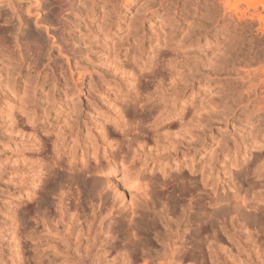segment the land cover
Wrapping results in <instances>:
<instances>
[{"label": "bare ground", "instance_id": "bare-ground-1", "mask_svg": "<svg viewBox=\"0 0 264 264\" xmlns=\"http://www.w3.org/2000/svg\"><path fill=\"white\" fill-rule=\"evenodd\" d=\"M1 1L12 2L11 4H13V0ZM78 1L77 4L83 5V0ZM51 2L53 6L50 12L55 16H61L68 9L66 6L69 5L70 0H51ZM88 2L87 10L84 12L87 13L85 18L86 30L93 32L91 37L93 36L97 40V52L100 53V57L103 60L110 58L109 64L115 73L114 78L110 80L100 79L98 83L92 84L88 82L86 84V86L88 85L91 88V91L92 89L97 91V95L95 94L94 98H98V100L92 99V93H90L89 89L87 94L83 95L84 98H82L80 94H75L72 90H70L71 92L68 91V86L70 85L67 83V86L64 83L61 87L62 92L59 95L57 94L58 97L55 100H50V98H53L52 96H50L49 100L46 96L44 97L46 101L48 100L47 103L46 101L43 102V105L46 103V106H44L47 108L43 107L40 111L36 104L32 107L31 104L33 103H29L28 106L32 108H27L28 110L25 114L27 116V124L34 117L40 119V122L42 121V131L45 133L44 141H50L55 156L52 158L53 163L51 162L52 164L49 165L51 170L55 168V165H60L59 162L65 155H67L65 162L67 161V165H71L66 171L64 170L66 174L73 172V166L76 165V162L80 164V167H83V170H87L90 161L93 162V174L95 177L92 176L94 178L91 181V187L93 190H98L96 194L98 202L92 204L88 212L83 211L81 214L76 212L77 210H70L65 198L66 192L62 190L56 193L53 210L48 211L49 213L47 212V214L45 213L39 221V230L37 232L46 237L45 241H38L37 243L34 237H31V240L33 244L39 247L34 253L35 256L43 255L47 259H55L62 263L134 264L132 257L136 249L132 243L119 244L117 241L115 242L116 238L114 240V233H111L114 231L112 230L114 229L112 228L113 224L111 226L112 221L115 220L114 216H112L115 213L113 211L114 207L117 208V213L122 220L130 221L132 218L136 219L137 215H140V211L144 212L145 209L154 206L152 205L154 200L150 201L149 198L150 193L153 191V188L150 187V182L142 184L141 173L145 167L150 166V171L158 170L162 176L169 174L171 169L177 172L184 167L188 169V166H190L189 169H192L194 154L189 156L190 161L188 164V148H197V146L200 147L203 144L199 149V155H204L214 143L213 137H210L207 143L204 141L205 137L193 134L188 136V102L194 105L196 95L193 90L188 92V86L191 85L193 88V86L197 85V90L201 87H206L202 83L203 78L198 77L200 74L198 70H201L199 66L188 69L189 50L209 45L210 42L217 43L220 38L232 41L229 44L230 48L223 51L221 57L215 59L209 66L203 67L204 72L206 71L208 74L216 73L217 75L223 73L226 78L228 76L231 79H228V81L230 80V87L227 90L225 89V91H228L232 87V91L230 90L232 93L228 91L231 95L227 93L229 97L225 104L228 105L226 108L230 107L229 112L233 113L236 107L239 110H244L246 105H252L254 107L253 110L259 116H261L262 111L264 112V0H153L151 3H149V0L148 2L143 0L139 5L140 9L142 8L143 10L140 13V21L145 20L148 23L149 33L143 34L141 38L138 36L139 32H141L139 29L143 30L141 26L145 25L143 24L144 22L134 24L133 28L126 26L127 31H129L127 28L134 30L133 34L131 33L132 36H129L131 38H128L126 45L123 46H121L120 42L121 45L115 43L114 36L121 34L120 32L124 30L126 21H134V19L132 21V16L129 14L133 5L137 4L139 0L136 3L133 0H88ZM44 3L45 0H33L31 8H27V10L29 9L32 12L33 7L35 8L34 11H36L41 5L47 8L50 2L48 3L47 0V5L43 6ZM40 11L42 10L37 12L39 13ZM37 12L36 14H38ZM46 15H41V19L42 17H47ZM106 17L110 19H107L105 24H101L102 18ZM130 23L128 22L127 25L133 24ZM253 25H255L254 33H252ZM64 28L65 25H60L59 31L62 32ZM45 29L47 30V28ZM201 29H204V31ZM29 41L28 44L25 43V52L27 53L28 49H31L29 45L31 43L35 45L36 52H40L38 40L31 37ZM135 43L138 45L136 49L138 55H136L135 49H132ZM201 43L203 44L201 45ZM163 48L168 52L169 56L163 59L162 67L164 70L161 75L155 76L156 74L152 71L151 66H154L155 61L161 57V49ZM1 50L14 51L3 33H0ZM67 56L65 60L69 65V70L72 71V63ZM123 58H131L134 62L137 59L139 62L142 61L136 69L141 72L140 76L137 74L138 71H135V67L125 65L122 61ZM23 61L21 60V63ZM146 74L153 75V87L151 90L148 88L147 90L145 87L146 91L145 89L140 91L138 82H141ZM81 76H74V79H78ZM207 83H209L208 79ZM52 86H54V83ZM71 86L75 88L78 85L75 83ZM6 93L10 100L18 101L9 86L6 87ZM82 101L85 104L84 108H81ZM230 102L234 106H231ZM138 106L143 109L141 110L144 113V118L140 121L145 122V126L142 125L143 127L139 124V121L134 123L137 120L136 117L133 116L135 118L134 121V118L132 120H130L131 118L128 119L127 112H125L127 109L135 110ZM67 109L71 110V112L67 111ZM249 113L252 112L250 111ZM224 123H229L228 117L224 119ZM33 124L32 122L29 125L32 126ZM257 124L255 125L257 126ZM110 125L115 131L117 130V133H120L123 141L128 143H126L127 150H125L127 151L125 152L127 156L123 153L122 146L114 143L116 138L112 136V130L110 131L109 129ZM35 126H32L28 132L26 131L29 129L26 131L17 129L19 126L14 129L16 130L15 140L19 139L25 141L26 144H33L29 148L35 150L33 151L34 154L39 151L42 140L35 132ZM252 131H254V128L250 129L249 127L248 136L246 137L243 128L239 129V138L233 139L234 144L230 143L231 145H227L223 149L219 162L223 164L229 158H232L229 166L242 165L245 162L244 156L248 154V151L259 144L258 136L252 135L254 133ZM144 132L151 134L150 138H148L153 141V146L144 138ZM50 133L51 135L53 134V139L48 138ZM131 133H133L134 138L132 141L130 139ZM129 134L131 135L128 138ZM238 139L241 140L239 141ZM15 148L19 150L21 146ZM116 149H118V152H116L118 157L113 159V153ZM33 153L23 154L22 161L31 163L33 160H38L39 157H34ZM122 153L123 155H120ZM128 155L130 160H132L131 163H129L130 160L126 159L127 157L129 158ZM141 158L142 163L136 167V162ZM102 159L105 161L102 162ZM261 162H259V166L261 165L264 168V163L260 164ZM118 166L121 168L118 169ZM92 167L91 169H93ZM38 171H41V169L39 168ZM119 171L121 172V185H118L119 183L115 182L116 180L113 181V176ZM254 171L256 172V170ZM101 172L103 173V179L98 175ZM209 174V172H205L201 175L203 184H211ZM215 178V182L211 186L212 194L210 197L207 196L208 201L207 197H202V200L204 202L207 201L206 204H208V208L204 211L206 214L210 213L208 220L211 224L210 228H208L214 232V235L211 233L214 239L210 238L206 241L204 264H264V235L258 232V227L256 228L252 225V221L258 218L261 211L259 212L256 208L253 210L251 207L248 208L249 206H246L245 200L240 202L246 203L245 206L242 205V208L227 205L226 207L210 211L213 207L222 203L228 204L231 199V197L226 198L225 195L219 197V177L216 176ZM112 183L114 184L112 187L113 191L108 193L106 187H109ZM32 184L21 186V190L18 188L19 194L22 193L24 197H29L35 190V186H32ZM124 186L135 191L130 193L132 190H125ZM200 195L202 196V193ZM245 196L247 197V195ZM253 196L255 195L253 194ZM108 198L112 200L113 209H109L110 211L108 210L103 215L101 210L107 204ZM247 198L246 201L248 200ZM199 199L201 200V198ZM199 199L198 201H200ZM259 202L262 203V200H259ZM172 205L164 202L162 206L158 207L160 209L157 220L161 226L155 233H157L158 238L157 246L160 247L154 248L156 252L152 249L156 253L155 255L150 254L154 256L151 258L153 261L150 259L151 263L153 262L152 264H181L182 255L180 256L179 253L189 243L187 223L193 209L188 210L187 206L179 207L181 209L176 213ZM194 206L198 207L195 204ZM222 211L226 213L221 216L218 215ZM182 224H184L183 227ZM137 246L139 247V245ZM143 249L147 250L146 248ZM145 250H142V252ZM152 250L151 253L153 252ZM134 258H137V256Z\"/></svg>", "mask_w": 264, "mask_h": 264}, {"label": "rangeland", "instance_id": "rangeland-1", "mask_svg": "<svg viewBox=\"0 0 264 264\" xmlns=\"http://www.w3.org/2000/svg\"><path fill=\"white\" fill-rule=\"evenodd\" d=\"M32 1L33 0H13V4H11L12 2L9 3L6 1L0 2V33L5 34L8 42L14 49V51H0V264H68L66 262H58L55 259L50 260L51 258L47 259L43 255L35 256L34 253L39 247L32 243L31 237H34L37 243L38 241H45L46 237L37 232L39 230V221L45 213L47 214L48 211L50 212L53 210L56 193L62 190L66 192L65 198L68 207L71 211L77 210L76 212L78 213L83 211L88 212L90 206L92 207V204L98 202V197L96 195L98 190H93L91 187V181L95 177L93 174L94 164L90 161L87 170H83V167H80V164L76 162V165L73 166V172L66 174L64 173V170L66 171L71 165H67V161L65 162V160H67V155H65L63 156L64 159L63 157L61 158L62 160L59 162L60 165H55V170H51L49 165L53 163L52 158L55 156L50 141H44L45 133L42 131V121L40 122V119L34 117L27 124L28 121L25 112L35 106V104L40 111L43 107L47 108L45 106L50 96L53 97L50 98V100H55L60 92H62L61 87L64 83L70 85H67L68 91L72 90L75 94H80L82 98H84L89 89L90 93H92L93 99L97 95V91L95 89H92L91 91V88L88 87V85L86 86V84L88 82H91L92 84L98 83L100 79H113L115 73L110 67V58L108 57L107 60H103V58L100 57V53L97 52V40L95 37H91L93 32L86 30L85 18L87 13L84 12L87 10L89 4L88 0H83V5L77 4L79 2L78 0H70L68 3L69 5L66 6L68 9L61 16H55L50 12L53 6L51 0H48V3L50 2L49 4L52 5H47V0H45L46 4L44 3L43 6L47 5V8H45V6L42 7L41 5V8L39 7L38 10L34 11L35 8L32 7L33 11L31 12L29 9L32 6ZM136 1L138 0H133L135 3ZM142 1L143 0H139L137 4L133 5L129 14L132 16V21L133 19L134 21H139H133L134 23L131 22V20L126 21L127 23L125 22L126 25L125 28H123L124 30L120 32L121 34L114 36L115 43H121V46L126 45V40L131 38L129 36H132L134 30H131L130 28H133L134 24H139L138 22H140V24L144 22L143 24H145H142L143 26H141L143 30L139 29L141 32H139L138 36L141 38L143 34L146 35L149 33L148 23L145 20L140 21L142 8L140 9L139 5ZM145 1L148 2V0H144V2ZM151 1L153 0H149V3H151ZM27 8H29V11ZM39 10L42 11L38 13L37 11ZM36 12L38 14H36ZM40 13L41 15H48L41 19ZM107 19L109 20L110 18H102V21L100 19L101 24H105ZM37 20L38 22H36ZM41 21H43V23H41ZM128 22L133 23H130L133 26H128ZM60 25H65L62 32L59 31ZM126 26L130 27L127 28L129 31L126 30ZM253 26L252 33L255 32V25ZM45 28H47V30ZM201 30L204 31V29ZM31 37L38 40L40 52H36L37 49L32 43L29 44L31 49H28L29 51L27 53L25 52V43L28 44ZM230 42L232 43V41L220 38L217 43L210 42L209 45H204L198 49H190L188 53V69H193L194 67L199 66V69L201 70H198L200 71L198 77L200 76L203 78L204 81L202 80V83L206 85L205 88L201 87L199 90L196 89L198 88L197 85L193 86V88L191 85L188 86V92L193 90L195 92L194 94H196L194 105H191L188 102V136L193 134L195 136L205 137L204 141L207 143L209 142L210 137H213L214 143L211 148L204 155H199V149L203 144L200 147L197 146L198 149L196 147L188 148V164L190 161L189 156L194 154L192 169H189L190 166H188V169L186 167L182 168L179 172L171 169L169 174L162 176L158 170L150 171V166L145 167L144 171L141 173V178H143L142 184L144 182H150V187L153 188V191L150 193L149 198L150 201L154 200V204L152 202V205L154 206L145 209L144 212L142 211L143 213L140 211V215H137L138 218L135 216L136 219L132 218L133 220L131 219V222L129 220L124 221L120 218V215L117 213L118 210H116L117 208H112L113 203L110 198H108L107 204L103 207V211L101 210L103 215L111 208L115 211L112 215L115 220L111 223V226L113 224L115 227L112 226V228H114L112 230L114 231L111 233H114V240L116 238L115 242L117 241L119 244L126 242H130V244L132 243L137 251H135L136 254H132L134 264H142L145 262L147 264L153 263H151V258L154 256H151L150 254L155 255V250L160 247L157 246L158 238L157 233H155V231L159 230V227L161 226L157 220L159 217L158 211L160 209L158 207L162 206L164 202L169 203L170 205L173 204L172 207L175 208L173 209L176 213L182 207L186 206L188 207V210L193 209L190 213L191 217H189L188 223L185 222L188 224L189 229V243L187 246L183 247L179 255H182L181 264H204L206 241L210 238L214 239V232L212 229H209L211 224L208 220L210 213L206 214L204 210L208 208V204H206L208 201L207 196L210 197L212 194L211 186L213 185L212 183L215 182L214 179H216V176L219 177V197L225 195L226 198L231 197V199L228 204L222 203L219 206L213 207L210 211L226 207L227 205L242 208V205L245 206L247 203L246 206H249L248 208L251 207L252 210L256 208L259 212H263L262 214L260 212L258 218L252 221V225L256 228L258 227V232L264 235V168L263 166L261 167V165L259 166V162L263 161L260 164L264 163V112L262 111L261 116H259L258 113L253 110L254 107H252V105H246L244 110L240 109L243 111H240L239 108L236 107L234 108L235 110L233 113H231V111L229 112L230 107L226 108L228 105L225 104L229 95L232 93V87L228 90L231 92L230 94L228 91H225V89L227 90L230 87L231 84H229V81L231 79L228 78V76L226 78L223 73H220L219 75L216 73L208 74L206 71L204 72L203 69V67L209 66V64L215 59L221 57L222 52L230 48ZM136 44L137 43L134 44L135 46L133 45L132 49H135L136 55H138L136 50L138 45ZM202 44L203 43H201V45ZM66 56L72 63V71L69 70V65L65 60ZM167 56H169L168 52H166L164 48L161 49V57L155 61L154 66H151L152 71L156 74L155 76L161 75V72L164 70L162 67L163 59ZM21 60H24L23 63H21ZM122 61L125 65L127 64L128 67H135L134 69L136 72L138 71L136 70L138 65L142 63V61L139 62L138 59L134 62L131 58H123ZM71 74H74L75 77L78 75L82 76L78 79H74V76ZM137 74L140 76L141 72L138 71ZM153 78L152 74L144 75L141 82H138V85L140 86L138 87L140 88L139 90L144 91L145 87L146 89L148 88L151 90L153 87ZM207 79L210 84L207 83ZM228 79L230 80L228 81ZM53 83L54 86H52ZM75 83L78 86L74 88L71 85ZM226 83L228 84V87ZM7 86L13 90L14 95L16 96L15 99H18V101H14L13 99L10 100V98L7 97ZM150 90L149 92H151ZM45 96L48 98L47 101L44 98ZM94 99L98 100V98ZM39 101H41L42 104ZM45 101L46 103H44V106L43 102ZM29 103H33L34 105L31 104L32 107L30 108L28 106ZM19 104L23 105V107H21L22 109ZM81 104V108H84L85 104L83 101ZM230 105L234 106L231 102ZM138 107H136L137 109L135 108V110H125V112H127V118H131L130 120H132L136 117L137 120H135V118L133 119V121H136L134 123L139 121L141 126H145L144 121H142L144 122L143 124L140 122L144 118V113H142L143 109ZM67 111L71 112L69 109H67ZM250 111L252 113H249ZM226 117L229 118V123L227 124L224 123ZM32 122L34 123L32 126L37 125L34 128L36 130L35 132L38 134V137L40 136L42 139L41 146H39V153L35 152V154L33 153L35 150L29 148L33 144L27 143V145L25 141L19 139L15 140L14 138L16 135V130L14 129H16L17 126H19L17 129L19 128L24 131L29 129L26 131L28 132L32 127L29 124ZM255 124H257V126ZM251 126L253 127L251 128ZM249 127L250 129L254 128V131H252L254 133H252V135L255 134L258 136V142L261 144H258L256 147L248 151V154L244 156L245 162L240 166H229L232 162V158H229L227 162L223 164L219 162L223 149L226 148L227 145L234 144L233 139H237L239 136V129L243 128L245 136L247 137ZM109 129L110 131L112 130V136L117 139V141L116 139L114 141V138L111 136L112 140L116 145L122 146L123 153L125 154V152H127L125 150H127L126 145L128 143L123 141V137L120 136V133H117V130L115 131L111 125L109 126ZM131 134L132 136L130 139L132 141L134 138L133 133ZM131 134H129L128 138ZM50 135L51 133L48 135V138L53 139V134L51 137ZM144 136V138L149 141V144L153 146V141L149 139L151 134L149 132H144ZM238 140L240 141L241 139ZM149 144L148 146H150ZM16 145L21 146V149L16 150ZM116 150L113 153V159L118 157V153H116L118 152V149ZM29 152L33 153L34 157L38 156V160H33L31 163L29 161L23 162V154L27 155ZM36 153L38 154L36 155ZM123 153L120 155H123ZM125 156L127 155L125 154ZM126 159L129 161L130 156ZM101 161L104 162L105 160L102 159ZM131 161L132 160H130L129 163H131ZM141 163L142 158L134 164L138 167ZM91 167L93 169H91ZM118 167V169L121 168L120 166ZM39 168L41 171H38ZM103 170L105 171V169ZM254 170H256V172ZM205 172L210 173L209 181L211 184H203L201 175ZM102 174L103 173L101 172L98 175L102 177ZM120 177V171L113 176V181L116 180L115 182L119 183L118 185H121ZM29 183H33L32 186H35V190L29 197H24L22 193L19 194L18 188L21 190V186L23 187L25 184ZM112 184L109 187H106L108 193L113 191L112 187L114 184ZM123 188L128 191L132 190L130 193L135 191L126 188L125 186ZM201 193L202 196L200 195ZM253 194L255 196H253ZM136 195L139 196L138 193H136ZM245 195H247L248 198ZM249 195H252L251 198ZM204 196L207 197V201L205 202L202 200V197ZM244 196L245 198H243ZM199 198H201V200ZM246 198L249 203L246 201ZM198 199L200 201H198ZM242 200H245L246 203H240ZM259 200H262V203L259 202ZM195 201H198L199 203H196ZM156 204L157 206L155 207ZM192 204L198 205V207L194 206V209ZM179 207L181 208L179 209ZM226 212H219L218 215L221 216ZM184 224H182V227ZM135 245H139V247H136ZM154 248L156 249L154 250ZM149 249H153L155 252L152 250L153 252L151 253L150 250L148 254ZM142 250H145L146 252H142ZM136 256L137 258H134Z\"/></svg>", "mask_w": 264, "mask_h": 264}]
</instances>
